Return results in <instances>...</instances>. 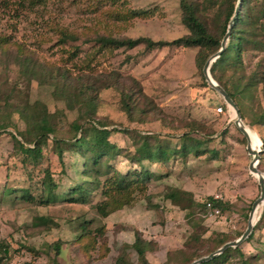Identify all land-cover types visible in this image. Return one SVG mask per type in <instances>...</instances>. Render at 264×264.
I'll return each mask as SVG.
<instances>
[{
	"label": "rangeland",
	"instance_id": "1",
	"mask_svg": "<svg viewBox=\"0 0 264 264\" xmlns=\"http://www.w3.org/2000/svg\"><path fill=\"white\" fill-rule=\"evenodd\" d=\"M187 1L203 11L207 32L217 37L228 7L226 0ZM262 4V0H248L250 20L256 22L254 33L246 32L241 64L226 67L223 81L227 78V85L242 81L238 88L241 93L236 96L244 115L240 120L259 143L257 169L264 177V125L256 124L264 111ZM134 11L138 13L135 16L131 14ZM187 34L181 23L179 0H0V38L6 42L0 44V123L9 124L0 129V187L5 183V189H15L5 194L0 204V243L10 252L1 264H186L214 252L217 243L241 235L251 203L259 194L257 183L252 176L247 180L250 157L246 141L231 122L226 124L234 113L207 86L196 60L198 49L163 47L147 51L139 45L131 50H114L98 43V38L105 36L169 42ZM30 71L36 72L34 79L29 77ZM248 79L254 84L244 87ZM102 81L114 84L95 94V123H103L107 130L132 129L163 137L167 131L172 133V127H179L181 133L187 131L184 127L195 119L214 132L212 137L226 130L222 142L215 139L207 148L217 149L218 162L188 156L178 162L168 178L150 181L145 193L135 195L129 206L104 218L96 210L105 200L99 192H92L85 204L57 200L45 207L20 199L22 190L33 197L38 194L35 185L40 172L23 166L16 156L8 134L16 136V131L25 130V124L15 110L41 103L49 123L55 124V135L69 141L73 136L69 125L78 121L77 106L84 103L77 89L87 82L101 87ZM128 90L134 94L131 98L136 105V113L130 118L120 107V97ZM140 91L149 98L150 106L139 96ZM217 103L224 104V114L215 112ZM69 105L74 109H67ZM144 108L147 122L138 124L142 118L138 113ZM63 123L65 128L61 130ZM84 129L91 134L88 126ZM198 132L205 131L200 127ZM140 136L115 133L108 141L121 147L139 145ZM51 151L49 147L43 149L42 167L54 175L58 190L66 191L71 183H80L83 160L67 150L60 158ZM111 164L122 173L129 168L120 157L116 165ZM172 191L175 195L169 198ZM207 197H217L231 208L215 219L206 218L200 203ZM38 217L50 221L34 225ZM263 229L264 201L258 206L252 228L254 251L249 247L251 241L238 245L244 258L253 257L252 264H264ZM136 232L149 243L143 260L132 248ZM83 233L88 238L78 237ZM241 260L231 250L218 264H241Z\"/></svg>",
	"mask_w": 264,
	"mask_h": 264
},
{
	"label": "trees",
	"instance_id": "2",
	"mask_svg": "<svg viewBox=\"0 0 264 264\" xmlns=\"http://www.w3.org/2000/svg\"><path fill=\"white\" fill-rule=\"evenodd\" d=\"M210 1L211 0H203L204 3ZM39 2H41V0H39ZM262 2V12L264 14V0H262ZM235 3L236 0H226V6L228 7L225 8L223 12L222 26L217 37H214L207 32V26L204 22L205 15L203 11L201 12L198 9L197 4L187 0H179L181 23L188 31L187 35L169 42H153L148 38L142 37L136 39H115L110 36H105L98 38V43L103 48H111L114 50L121 48L131 50L139 45H144L147 51L163 47L197 48L198 53L196 60L201 66H203L207 56L211 53H215L219 49L220 40L222 39L221 37L225 33L228 21L233 13ZM247 3L248 0H241L239 10L235 20L233 21L229 37L225 44V48L221 55L211 64L209 68V74L212 80H214L232 100L241 119H243L244 115L240 105L236 102V96H239V93H241L238 91V88L242 85V81H240V79L239 81L237 80L234 83L227 85L229 80L226 78L225 81H223V73L226 67H235L236 65L241 64V43L246 38V32H248L247 34L249 35L254 33L252 27L255 26L256 22H252L250 20L251 9L247 6ZM131 14L135 16V14L138 13H135L134 11ZM245 26L247 27L246 29L244 28ZM2 43L5 44L6 42L4 39L0 38V44ZM252 43L260 46L263 45L261 42ZM231 60L232 62L229 63ZM29 74V77H33V79L37 76L34 71H30ZM118 78L119 75L116 74L114 79L117 80ZM66 79L67 77H65V80ZM91 79V77L88 78V80ZM130 80L131 83L137 85L135 80ZM102 82L101 87H97L95 83L89 85L87 82V84H84L83 86L81 85V88L77 89V91L80 92V97L83 99L84 103L81 107L77 106L78 112H80L78 121H73L69 125V128L73 132V136L69 141L58 138L55 135V124L51 125L49 123L46 109L41 103L37 102L33 105H27L15 110L19 119L25 124V130L21 132L16 131V136L8 134V136L12 138L13 147L15 145L16 156H20V163L23 164V166H30L33 171L40 172L39 181L35 185L37 186L38 194L33 197L31 193L29 194L27 192V190H18L22 193L20 199L45 207L49 204L57 202V200L67 204H85L88 202L92 192H99V195L105 198V200L96 206V210L100 217L104 218L111 213L130 205L135 195L145 193L147 185L150 181H158L166 179L170 176V174H157L150 172L146 169L147 166H144V162L147 164H156L158 162H169L175 160L182 162L183 160H186L188 156H193L194 158L204 157V159L206 158L209 162H216L218 160L217 150L214 148H209L208 150L207 148L209 143L213 142L215 139H219L218 142H222L226 133L224 131L226 130L220 132L218 136L216 135L215 137H212L214 132L209 131L205 123L203 125L195 119L191 120L190 125H186V127L183 126L187 131L182 133L179 132V127L169 128L172 133H168L165 136L173 137L174 135H179L176 139L177 143L175 147H170L169 144L160 141L158 134H147L146 132H142L144 134L140 136L141 141L139 145L117 147L114 143L109 142V136L115 133H119L127 137L132 134L139 135V133L132 129L107 130V126L103 123H95L93 121V113L95 111L96 103L95 94L98 90H100V88L108 89L114 84V81L110 84L108 81ZM253 84L252 79H248L243 86L250 87ZM133 95L134 94L128 90L127 93H122L120 97L121 111L126 114L127 118H130L132 113H136L134 98H131ZM139 96L144 99V102H146L147 105L148 103L149 106L151 105L149 98L143 95L141 91ZM66 102L68 101H65V103ZM217 104V107L222 108L224 114L226 112L224 104ZM66 108L69 110L74 109L71 105ZM145 113V108L138 113L142 116V118L138 119V122L136 123L143 124L147 122L145 120ZM258 119L259 122L256 124L264 125V111L261 112ZM8 125L7 121L2 122L0 123V129H5ZM84 126L89 127V132L91 134H87ZM199 126L205 131L204 133L198 132L200 129ZM62 128H65V123L61 125V130ZM16 137L19 138V140H16ZM48 147L52 150L51 152L56 154L57 158H60L61 154L67 150L77 154L83 160L79 174L81 178L80 183H71L66 191L65 189H63V191L58 190L59 185L54 178V175L48 171V168L42 167L44 155L43 149ZM117 157L122 158L129 164L134 165L136 168L123 174L117 172L111 164V162H113ZM14 190V187H11L10 189H5L3 193L10 195L15 192ZM173 196L174 193L168 195V197ZM206 202H209L214 209H217L219 214L230 209L229 204L218 200L215 201L212 197H207L205 201L200 203V207L204 214ZM49 221L50 219L47 217H38L34 219V225H39V223L46 224L49 223ZM252 232L253 230L246 238V243L251 241ZM81 236L85 238L87 237L84 233L78 237L81 238ZM226 242L227 241H222L217 243L216 247H214L212 251L218 249ZM132 248L137 257L143 260L148 251L149 243L145 242L141 235L136 232ZM54 250L56 251L55 254L58 255V244L54 245ZM231 250L237 252L238 256L242 258L241 264H252L253 257L244 258L238 246L235 248H227L217 257L200 264H218L226 258ZM0 254L1 264L9 255L7 247L3 246L1 243ZM191 262V260H188L186 264H190Z\"/></svg>",
	"mask_w": 264,
	"mask_h": 264
},
{
	"label": "water",
	"instance_id": "3",
	"mask_svg": "<svg viewBox=\"0 0 264 264\" xmlns=\"http://www.w3.org/2000/svg\"><path fill=\"white\" fill-rule=\"evenodd\" d=\"M240 3H241V0H236L232 16L228 21L226 31L220 41L219 49L204 62L201 72H202L203 78L207 86L210 89L214 90L220 96L224 104L227 107H229L234 113V117L230 120V122L233 124V126L237 129V131L243 136V138L246 141L245 150L247 154L250 156V162L248 163L247 170L249 174H251L256 179L259 194H258V197L251 203L250 210H249L247 220H246V227L244 231L241 233V235L233 241L224 243L214 252L192 261L190 264H200V263L207 262L217 257L218 255H220L225 249L235 248L238 245H240L243 241H245L246 238L251 233V230L254 226L252 217L256 209L258 208V206L261 205L264 201V177L257 169V164L259 160V154L261 153V148L259 147L258 150H255L250 146L247 131L245 130V127L240 120V116H239L236 106L234 105L232 100L228 97V95L225 93V91L212 80L209 74V68L211 64L221 55V53L223 52L225 48V44L229 37L230 29L232 27L233 21L235 20V17L239 10Z\"/></svg>",
	"mask_w": 264,
	"mask_h": 264
},
{
	"label": "crops",
	"instance_id": "4",
	"mask_svg": "<svg viewBox=\"0 0 264 264\" xmlns=\"http://www.w3.org/2000/svg\"><path fill=\"white\" fill-rule=\"evenodd\" d=\"M207 121H209L210 122V120H205V122H207ZM226 124L227 125H229L230 124V119L229 120H227L226 121ZM222 125H223V123H222ZM117 134V133H116ZM140 135H142V134H144V133H139ZM147 134H152V133H147ZM154 134H158V133H154ZM168 134V131H167V133H163V137H158L159 139H162L163 138V140H160V141H163V142H165V143H167V144H169V146L170 147H175V145H176V143H177V138L179 137V135H174L173 137H167V136H165V135H167ZM217 140H219V139H217ZM171 142V143H170ZM214 142V141H213ZM115 145H117V144H115ZM164 145V144H163ZM117 147H121L120 145H117ZM123 147V146H122ZM214 148V147H213ZM217 150V149H216ZM247 153V152H246ZM248 155V154H247ZM249 156V155H248ZM250 157V156H249ZM119 160V157H117L113 162H115V165L117 164V161ZM125 161V160H124ZM126 162V161H125ZM178 160H175V161H169V162H158V163H156V164H147V163H143L144 164V166H147L146 167V169L147 170H149L150 172H154V173H157V174H170L171 175V173L173 172V169H175V167H176V165L178 164ZM216 162H218V160L216 161ZM214 163V162H213ZM126 164H128L129 165V168L125 171V172H127V171H130V170H132V169H135L136 167L134 166V165H132V164H129L128 162H126ZM5 169V175H6V168H4ZM115 170L117 171V172H119V173H121V174H123L122 172H120V171H118L117 169H116V167H115ZM246 176H248L247 177V180H249L250 178H252L253 176L251 175V174H249V172H248V170H247V175ZM252 176V177H251ZM250 181H248V183H249ZM247 186H248V184H247ZM5 183H2L1 184V187H0V204H2V202H3V197H4V193H3V191L5 190ZM249 188H252V185H251V187H249ZM258 188V187H257ZM178 189V188H177ZM179 190H181L182 191V189H179ZM178 190V191H179ZM177 191V192H178ZM173 192V191H172ZM171 193V192H170ZM174 193V195H175V192H173ZM187 193V192H186ZM189 195V194H188ZM169 198H171V197H169ZM129 206V205H128ZM230 206V205H229ZM231 208V207H230ZM119 211V210H118ZM118 211H115V212H118ZM115 212H113V213H111V215H113ZM264 230V229H263ZM252 231V230H251ZM8 237V236H7ZM9 238V237H8ZM2 244V243H1ZM250 244H252V245H249V247L253 250V248L251 247V246H254V243L251 241L250 242ZM3 246H7V245H4L3 244ZM7 249H8V251H9V248L7 247ZM254 251V250H253ZM256 252V251H255ZM10 253V252H9Z\"/></svg>",
	"mask_w": 264,
	"mask_h": 264
},
{
	"label": "built area",
	"instance_id": "5",
	"mask_svg": "<svg viewBox=\"0 0 264 264\" xmlns=\"http://www.w3.org/2000/svg\"><path fill=\"white\" fill-rule=\"evenodd\" d=\"M215 112L216 113H219V114L222 113V108L221 107H217L216 110H215ZM212 199L215 200V201L218 200L217 197L212 198ZM218 215H219L218 210L217 209H214L209 202H206L204 216L206 218H209V219H215V218L218 217Z\"/></svg>",
	"mask_w": 264,
	"mask_h": 264
},
{
	"label": "bare ground",
	"instance_id": "6",
	"mask_svg": "<svg viewBox=\"0 0 264 264\" xmlns=\"http://www.w3.org/2000/svg\"><path fill=\"white\" fill-rule=\"evenodd\" d=\"M245 130L247 131V135H248V139H249V144H250V146H251L253 149L258 150L259 147H260V146H259V143L255 142L254 137H253L252 135H250V131H249L247 128H245ZM257 210H258V208L256 209V211H255V213H254V215H253V217H252V221H253V222H255V220H256V218H257Z\"/></svg>",
	"mask_w": 264,
	"mask_h": 264
}]
</instances>
